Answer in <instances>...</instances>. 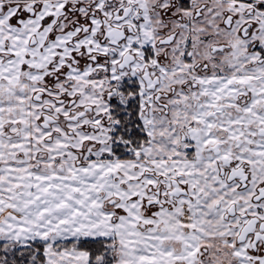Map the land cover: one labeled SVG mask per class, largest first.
Wrapping results in <instances>:
<instances>
[{"label": "snow or ice", "instance_id": "6c2138e0", "mask_svg": "<svg viewBox=\"0 0 264 264\" xmlns=\"http://www.w3.org/2000/svg\"><path fill=\"white\" fill-rule=\"evenodd\" d=\"M0 264H264V0H0Z\"/></svg>", "mask_w": 264, "mask_h": 264}]
</instances>
